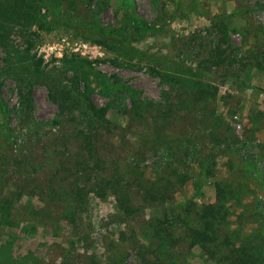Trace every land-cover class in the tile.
<instances>
[{
	"label": "rangeland",
	"instance_id": "1",
	"mask_svg": "<svg viewBox=\"0 0 264 264\" xmlns=\"http://www.w3.org/2000/svg\"><path fill=\"white\" fill-rule=\"evenodd\" d=\"M52 2L63 21L148 53L91 43L68 25L11 26L2 38L0 264H218L185 238L217 204L218 182L234 193L220 253L264 242V0ZM207 59L218 64L209 74ZM46 74L106 110L86 132L92 156L82 121L49 101ZM30 84L26 111L19 90ZM202 84L213 97H199ZM101 179L115 180L135 216L120 221L111 190L89 192ZM155 188L160 204L147 197Z\"/></svg>",
	"mask_w": 264,
	"mask_h": 264
},
{
	"label": "trees",
	"instance_id": "2",
	"mask_svg": "<svg viewBox=\"0 0 264 264\" xmlns=\"http://www.w3.org/2000/svg\"><path fill=\"white\" fill-rule=\"evenodd\" d=\"M33 24L40 29H47L54 25H68L70 28L74 29L83 40L91 43L116 46L118 49L122 48L123 50L130 49L136 53L144 55H147L148 53L145 51H138L130 45L129 40L119 38L110 32L93 30L79 23H68L63 21L55 9L52 0H0V41H2L4 36L9 34L13 28L11 26H23L24 28H29ZM8 26L11 28L7 30ZM4 33L5 35H3ZM150 58L156 61L162 59V57L152 56ZM203 62L204 64H208L206 71L207 74H209L211 67L218 65L215 61L210 59ZM261 66L263 67L262 63H257L258 68L262 69ZM38 76L43 77L44 84L48 91V99L56 105L58 109V116L62 118L69 116L73 121L76 120V118L82 121L83 130L80 132V137L83 139V147L87 149L88 155L92 156L91 152L93 140L91 137L86 136V132L87 130L91 131L93 116L95 117V115H99L100 119H103L106 110L95 108L89 101L88 103H82V100L76 98L74 93L63 86L60 80L55 78L54 75L46 74L45 76ZM197 84L201 83L199 82ZM109 87L110 85H108V88ZM127 91L130 94L134 93V90L131 88ZM213 91L216 93V88H213ZM196 93L201 99L205 96L213 97L210 95L209 89H207V87L203 84ZM31 95V84L20 88V104L26 111L31 110ZM133 96L134 95H132V97ZM85 101H87V99ZM183 103H185L184 99ZM4 109V107H1L2 112H4ZM75 111L79 112L80 117L75 115ZM58 123L59 122L56 121L54 124ZM114 181L115 180L109 179L94 181L89 192H93L96 196L103 198L106 196L108 189L111 190V193L117 197L118 207L123 212L121 217L120 215L118 216L120 217V221L123 222L125 218L129 219L131 216H135V211L137 209L131 207L130 200L126 192L118 190V184ZM215 191L218 198L217 204L204 206L202 211L198 214V227L187 228V237L185 238L188 239L190 246H200L204 250V253L208 255L210 260L213 262L215 261L218 264H264V242L257 239H255L254 242L249 243L254 244L252 246L242 245L237 251L230 250V252L226 254L220 253V249H222V247H224L227 243L226 238L219 241V234L221 233L220 229L224 224V218L226 215V203L234 199V193L228 184L222 185L219 182L215 185ZM147 197L151 201L157 202L162 199L163 193L155 188L147 193ZM71 200L72 202H75L74 199ZM156 204H160V202H157ZM1 211L4 212L5 216L6 214L8 215L7 212L9 210L2 208ZM168 238V248H170L169 241L172 239V236L168 234ZM160 239L165 242L164 237H160ZM2 253L4 256L6 255L5 250H3ZM3 258L4 257H2V259ZM0 261L2 263L4 260Z\"/></svg>",
	"mask_w": 264,
	"mask_h": 264
}]
</instances>
